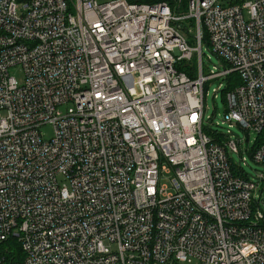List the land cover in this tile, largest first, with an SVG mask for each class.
<instances>
[{
  "label": "built area",
  "instance_id": "built-area-1",
  "mask_svg": "<svg viewBox=\"0 0 264 264\" xmlns=\"http://www.w3.org/2000/svg\"><path fill=\"white\" fill-rule=\"evenodd\" d=\"M185 8L0 0V243L24 264H264V174L228 152L264 165V0ZM211 79L246 149L205 127Z\"/></svg>",
  "mask_w": 264,
  "mask_h": 264
},
{
  "label": "rangeland",
  "instance_id": "rangeland-1",
  "mask_svg": "<svg viewBox=\"0 0 264 264\" xmlns=\"http://www.w3.org/2000/svg\"><path fill=\"white\" fill-rule=\"evenodd\" d=\"M187 13V8L182 9V13ZM191 34H194V32H191ZM185 35L189 38V40H192L190 36L185 32ZM191 44L196 45L194 41H191ZM203 59H204V72L205 75H208L210 73V69H213L215 66L221 68V63L219 59H217L214 55L211 54V52L207 48L206 41L203 42ZM209 56H211V60H209ZM11 74L16 76L18 81L20 83L24 82L25 80V74L20 65L13 66L10 69ZM234 78H238L237 74L234 75ZM227 80L225 79H211L209 80L205 85V107H206V113H205V127L211 123V130H218L221 133H224V137H229L230 135H226L228 129H231L233 133L237 136H239L242 140V147L243 149H246L248 142L246 141V138L248 137V134L246 131L241 129L238 125H233L232 127L229 126L228 123L223 124L222 121L224 119V114L226 111V98H227ZM5 112H0V117L4 116ZM40 133L44 140H50L53 137L54 128L51 124H43L40 128ZM255 138V133H252L250 135L251 141ZM231 159L233 160V163L235 165H238L239 162L243 163V169L244 173L248 174L251 178H259V175L264 174V165L258 164L251 158L250 154L246 151H241L240 154H237L235 152H232L231 150L228 151ZM242 157L246 158V164H244V161L242 160ZM238 170V169H237ZM236 170V171H237ZM242 174V173H241ZM260 181V186L262 187L264 185V182L262 180ZM187 264H197L196 261H193L192 263Z\"/></svg>",
  "mask_w": 264,
  "mask_h": 264
},
{
  "label": "trees",
  "instance_id": "trees-1",
  "mask_svg": "<svg viewBox=\"0 0 264 264\" xmlns=\"http://www.w3.org/2000/svg\"><path fill=\"white\" fill-rule=\"evenodd\" d=\"M105 1V0H101ZM130 2H144V3H157L167 2L174 9L178 8L179 4L183 9L187 5V0H128ZM0 253L4 255L9 264H24L25 254L19 241L10 238L0 243Z\"/></svg>",
  "mask_w": 264,
  "mask_h": 264
}]
</instances>
